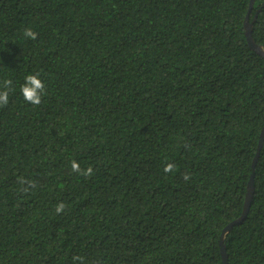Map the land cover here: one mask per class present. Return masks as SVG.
Here are the masks:
<instances>
[{
	"label": "trees",
	"instance_id": "trees-1",
	"mask_svg": "<svg viewBox=\"0 0 264 264\" xmlns=\"http://www.w3.org/2000/svg\"><path fill=\"white\" fill-rule=\"evenodd\" d=\"M249 4L0 0V90L12 81L0 264H223L220 235L252 174L223 244L227 264H264V140L252 170L264 57L246 40ZM248 18L264 49V0ZM37 73L33 106L20 88Z\"/></svg>",
	"mask_w": 264,
	"mask_h": 264
},
{
	"label": "clouds",
	"instance_id": "clouds-1",
	"mask_svg": "<svg viewBox=\"0 0 264 264\" xmlns=\"http://www.w3.org/2000/svg\"><path fill=\"white\" fill-rule=\"evenodd\" d=\"M24 37L35 40L36 39V33H34L31 29H25L23 33ZM25 82L20 88V92L22 94L23 99L33 105L38 106L41 103V98L43 94L45 93V84L40 79L39 74H29L25 76ZM11 80H5L3 81L2 88L3 90H0V106H5L8 103V95L11 91ZM173 164H167L164 168V172H171L174 169ZM72 171L82 175L84 177H90L93 174V170L91 167H88L84 170H81L80 165L73 161L71 163ZM187 179V177H185ZM20 183L23 185L25 183H28L31 186L30 181H26L24 179H20ZM24 191H27V189H24ZM65 209V205L63 203H60L57 205L55 211L56 213H61ZM74 259L82 260V257H75Z\"/></svg>",
	"mask_w": 264,
	"mask_h": 264
},
{
	"label": "water",
	"instance_id": "water-1",
	"mask_svg": "<svg viewBox=\"0 0 264 264\" xmlns=\"http://www.w3.org/2000/svg\"><path fill=\"white\" fill-rule=\"evenodd\" d=\"M254 0H250V4H249V11L245 17V21H244V28H245V34H246V40H247V43L248 45L250 46L251 49H253L254 51H256L259 55H261L262 57H264V49L259 46L258 44L255 43V41L253 40L252 38V22H249V18H248V15H249V12L252 8V4H253ZM263 140H264V126L261 130V133H260V139H259V142H258V146H257V151H256V154H255V157L252 161V170L254 171V168H255V165H256V162H257V159H258V155H259V152H260V149L262 147V144H263ZM253 174L250 176V179H249V182H248V191L246 193V198H245V201H244V206H243V210H242V214L241 216L232 221L230 224H228L222 231L221 235H220V245H221V254H222V260H223V264H227V256H226V252H225V248H224V244H223V239H224V236L227 232L230 231V229L232 228V226L234 224H237L239 223L244 217L245 215L247 214L248 212V209H249V206H250V202H251V198H252V194H253V191H254V186H253Z\"/></svg>",
	"mask_w": 264,
	"mask_h": 264
}]
</instances>
